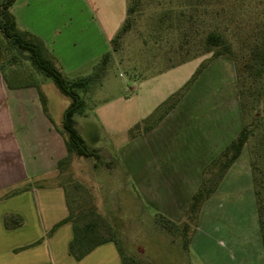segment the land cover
<instances>
[{"label": "crops", "instance_id": "obj_1", "mask_svg": "<svg viewBox=\"0 0 264 264\" xmlns=\"http://www.w3.org/2000/svg\"><path fill=\"white\" fill-rule=\"evenodd\" d=\"M93 8L86 25L79 24L78 12L63 8L61 0H16L11 12L18 28L40 38L64 75L71 76L111 51L114 31L107 29ZM8 82L0 73V264H122L113 243L76 261L69 253L73 225L64 223L53 231L70 213L67 191L58 180L59 162L68 155L62 123H56L43 106L44 83L35 87L10 81L11 88ZM200 82L205 90L194 92ZM174 92L170 90L166 98ZM163 101L140 108L141 115L125 108L129 100L117 98L86 107L75 119L86 143L89 132L104 131L114 152L123 153L113 158L128 174L134 192L166 219L180 224L201 185L203 169L243 127L233 60L226 56L211 60L158 125L130 139L129 130ZM94 140L92 148L98 150L101 136L95 135ZM25 186L29 188L23 190ZM7 215L22 217L23 225L7 229ZM189 251L196 264H264L246 150L204 204Z\"/></svg>", "mask_w": 264, "mask_h": 264}, {"label": "rangeland", "instance_id": "obj_2", "mask_svg": "<svg viewBox=\"0 0 264 264\" xmlns=\"http://www.w3.org/2000/svg\"><path fill=\"white\" fill-rule=\"evenodd\" d=\"M132 3L131 0L130 6ZM61 4L65 9L78 12L81 25H86L93 5L107 29L114 31V38L126 21L129 0H61ZM213 31L226 37L242 64L249 58L259 34H264V0H139L132 28L124 35L104 76L87 93H82L87 107L124 98L129 100L126 109L140 111L143 115L140 108L149 109L163 101L170 90L179 91L194 75L200 62L205 64L212 57V53L197 54L198 44ZM2 40L0 34V44ZM187 58L193 59L176 70L168 69ZM3 61L0 73L10 81L44 83L42 94L47 108L56 123H62L70 99L53 80L23 56L17 57L15 49H9ZM99 62L66 77L70 80L86 77L94 72ZM164 72L162 77L148 79ZM201 83L194 92L205 90ZM247 114L250 123L254 112ZM253 130L254 135L245 148L249 160L262 151L263 128L253 125ZM95 135L101 136V145L97 148L102 160L73 156L59 171L58 180L66 188L75 212L84 206L87 209L94 206L115 228L126 252L141 264H196L195 257L183 248L182 235L170 226L161 225L157 217L159 212L153 205L144 203V206L139 202L144 201V196L134 192L119 164L113 161V157L121 158L123 153L114 152L104 131ZM95 135L94 132L86 135L89 147L95 146ZM111 246L117 250L114 244Z\"/></svg>", "mask_w": 264, "mask_h": 264}, {"label": "trees", "instance_id": "obj_3", "mask_svg": "<svg viewBox=\"0 0 264 264\" xmlns=\"http://www.w3.org/2000/svg\"><path fill=\"white\" fill-rule=\"evenodd\" d=\"M15 1L0 0V34L3 39L0 44V67L4 66L3 59H5L7 51L15 49L17 57L23 56L30 61L39 72L47 78H51L58 89L70 99V104L63 113L61 130L65 137L68 155L59 162V171L69 163L73 156L101 161L100 152L95 148L89 147L86 143L77 128L75 118L77 115H82L87 107L86 99L82 93H87L94 84L100 82L113 54L119 51L124 35L132 28L133 14L139 0H132L131 6V0H129L126 21L118 34L111 40V51L101 58L99 64L95 67L94 73L88 77L75 80H70L64 75L55 58L40 38L18 28L15 17L11 12ZM198 51L197 55L212 53V57L205 64L200 65L191 79L179 91L171 95L149 117L131 128L128 136L133 139L158 125L181 101L192 83L195 82L201 71L211 60L220 56L232 59L237 74V88L244 120L243 127L238 136L203 169L201 185L192 196L184 221L180 224H175L161 214H158L157 217L161 225L170 226L176 233L182 235L184 238L183 248L189 250L204 204L215 194L228 171L247 147L254 135L253 125H257L259 128L261 126L263 128L262 151L255 156V159L251 160L250 157V168L264 250V34H259L258 41L254 44L249 58L242 64H239L238 57L231 44L220 32H210L198 44ZM193 58H187L180 64L171 66L168 69L189 62ZM4 76L8 82V77ZM8 84L11 88H14L10 81ZM17 85L39 87V84L33 81L22 84L17 83ZM40 98L43 106H45L46 102L42 92H40ZM248 111L254 112L250 123L247 122ZM113 161L117 162L115 159ZM122 171L128 180V174L124 170ZM28 188L29 186H25L23 190ZM67 202L70 212L69 216L57 224L53 231L64 223L73 225V238L69 244V253L76 261L83 260L96 248L104 244L113 243L117 248L122 264H141L136 257L126 252L115 228L105 221L94 206H90L88 209L84 206L79 208L78 212H75L72 203L69 201L68 194ZM139 202L145 206L142 200ZM4 224L7 229H15L23 225V219L17 215H7L4 219Z\"/></svg>", "mask_w": 264, "mask_h": 264}]
</instances>
